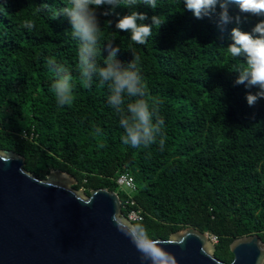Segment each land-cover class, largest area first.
Listing matches in <instances>:
<instances>
[{
    "label": "trees",
    "instance_id": "16d2710c",
    "mask_svg": "<svg viewBox=\"0 0 264 264\" xmlns=\"http://www.w3.org/2000/svg\"><path fill=\"white\" fill-rule=\"evenodd\" d=\"M67 5L68 0H0V149L21 155L23 168L39 179L53 169L71 174L73 187L86 194L95 188L116 192L114 179L128 173L136 187L130 209L143 216L133 225L144 226L145 241L193 227L216 237L214 256L226 263L234 239L257 234L264 243V100L249 107L245 87L234 85L241 61L225 47L236 25L221 31L215 17L196 19L184 10L183 0H157L156 10H138L160 15L165 24L137 45L130 33L115 29L126 9L100 16L101 47L118 45L125 63L138 56L149 97L161 101L164 150L133 149L122 143L107 87L94 81L86 88L79 81L78 43L67 20L57 19ZM229 11L240 14L236 5ZM26 20L34 22L32 30L24 27ZM256 22L249 17L240 27L251 31ZM46 58L73 76L71 105L58 106ZM117 195L124 205L126 194Z\"/></svg>",
    "mask_w": 264,
    "mask_h": 264
},
{
    "label": "water",
    "instance_id": "95a60500",
    "mask_svg": "<svg viewBox=\"0 0 264 264\" xmlns=\"http://www.w3.org/2000/svg\"><path fill=\"white\" fill-rule=\"evenodd\" d=\"M23 165L21 155L0 149V264H148L124 235L134 225L121 213L115 191L86 194L67 172L53 169L39 179ZM143 243L162 248L175 264H264L257 234L234 239L228 263L214 256L209 235L193 227Z\"/></svg>",
    "mask_w": 264,
    "mask_h": 264
},
{
    "label": "clouds",
    "instance_id": "9594fccd",
    "mask_svg": "<svg viewBox=\"0 0 264 264\" xmlns=\"http://www.w3.org/2000/svg\"><path fill=\"white\" fill-rule=\"evenodd\" d=\"M230 5H236L239 15H232ZM108 6L107 10L99 11ZM140 6L157 9V0H68V5L60 10L57 19L63 17L70 25V35L77 41V70L80 83L91 88L94 81L101 87L106 86L108 104L119 117L123 129L122 143L133 149H148L157 145L164 150L165 121L159 115L161 101L149 97L147 84L139 68L140 58L132 57L130 62L118 59L120 47L113 42H106L101 47L103 27L100 16L119 15L117 8L127 10L115 23L118 32L130 33V39L137 45H145L153 35V28H160V15L149 17L147 12L139 11ZM184 10L193 14L196 19L216 18L217 27L223 31L227 25L235 24L231 29V42L227 53L241 61L236 71L234 85H243L247 90L245 99L249 107H254L264 100V0H183ZM44 4L42 8H48ZM219 9V11H217ZM41 9H38V11ZM131 10V11H128ZM249 17L257 18L251 31H243L241 24ZM105 23L111 27L112 21ZM104 23V24H105ZM24 27L32 30L34 22L26 20ZM107 53L104 55L103 53ZM103 57V62L98 58ZM49 70L54 72L51 91L58 106L71 105L75 99L74 78L69 70L54 58H46ZM256 89L255 92L252 90ZM113 222L121 228L120 217L113 215ZM124 235L130 238L141 253V260L148 264H175L171 254L162 248L145 246L147 233L143 225H134L125 230Z\"/></svg>",
    "mask_w": 264,
    "mask_h": 264
},
{
    "label": "built area",
    "instance_id": "2783aa9c",
    "mask_svg": "<svg viewBox=\"0 0 264 264\" xmlns=\"http://www.w3.org/2000/svg\"><path fill=\"white\" fill-rule=\"evenodd\" d=\"M114 182L117 185V190L125 193L127 196L126 200H124V205L121 204V208L127 209V213L125 215L127 220L130 221L132 224L141 221L143 218V216L141 215V211L137 209H130V207L134 205L132 195L136 190L135 184L131 176L128 173H121L114 179ZM209 238L213 244L217 240L216 237L213 235H209Z\"/></svg>",
    "mask_w": 264,
    "mask_h": 264
},
{
    "label": "rangeland",
    "instance_id": "374dc122",
    "mask_svg": "<svg viewBox=\"0 0 264 264\" xmlns=\"http://www.w3.org/2000/svg\"><path fill=\"white\" fill-rule=\"evenodd\" d=\"M116 192H120L119 190H116Z\"/></svg>",
    "mask_w": 264,
    "mask_h": 264
}]
</instances>
